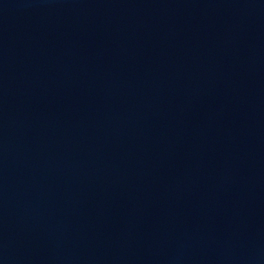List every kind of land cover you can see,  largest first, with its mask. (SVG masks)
I'll return each mask as SVG.
<instances>
[{
    "label": "water",
    "instance_id": "95a60500",
    "mask_svg": "<svg viewBox=\"0 0 264 264\" xmlns=\"http://www.w3.org/2000/svg\"><path fill=\"white\" fill-rule=\"evenodd\" d=\"M0 264H264V0H0Z\"/></svg>",
    "mask_w": 264,
    "mask_h": 264
}]
</instances>
